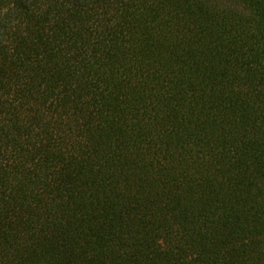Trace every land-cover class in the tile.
<instances>
[{"label":"trees","instance_id":"trees-1","mask_svg":"<svg viewBox=\"0 0 264 264\" xmlns=\"http://www.w3.org/2000/svg\"><path fill=\"white\" fill-rule=\"evenodd\" d=\"M0 264H264V0H0Z\"/></svg>","mask_w":264,"mask_h":264}]
</instances>
